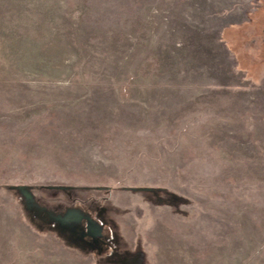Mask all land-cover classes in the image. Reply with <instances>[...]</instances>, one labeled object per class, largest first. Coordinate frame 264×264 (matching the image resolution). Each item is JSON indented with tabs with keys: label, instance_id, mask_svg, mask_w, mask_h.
<instances>
[{
	"label": "rangeland",
	"instance_id": "rangeland-1",
	"mask_svg": "<svg viewBox=\"0 0 264 264\" xmlns=\"http://www.w3.org/2000/svg\"><path fill=\"white\" fill-rule=\"evenodd\" d=\"M0 264H264V0H0Z\"/></svg>",
	"mask_w": 264,
	"mask_h": 264
},
{
	"label": "flooded vegetation",
	"instance_id": "flooded-vegetation-1",
	"mask_svg": "<svg viewBox=\"0 0 264 264\" xmlns=\"http://www.w3.org/2000/svg\"><path fill=\"white\" fill-rule=\"evenodd\" d=\"M262 6V5H261ZM261 6H259L256 10H258ZM254 13V12H253Z\"/></svg>",
	"mask_w": 264,
	"mask_h": 264
}]
</instances>
